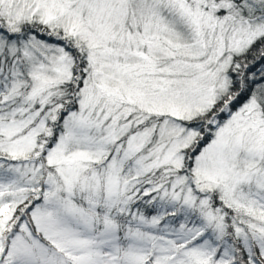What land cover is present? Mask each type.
Returning a JSON list of instances; mask_svg holds the SVG:
<instances>
[{
	"label": "snow or ice",
	"instance_id": "obj_1",
	"mask_svg": "<svg viewBox=\"0 0 264 264\" xmlns=\"http://www.w3.org/2000/svg\"><path fill=\"white\" fill-rule=\"evenodd\" d=\"M0 264H264V0H0Z\"/></svg>",
	"mask_w": 264,
	"mask_h": 264
}]
</instances>
